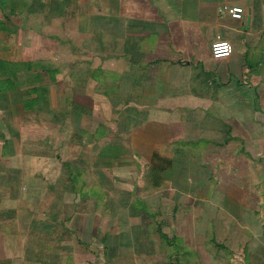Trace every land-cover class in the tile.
Instances as JSON below:
<instances>
[{
    "label": "crops",
    "instance_id": "0c3cea01",
    "mask_svg": "<svg viewBox=\"0 0 264 264\" xmlns=\"http://www.w3.org/2000/svg\"><path fill=\"white\" fill-rule=\"evenodd\" d=\"M4 43L65 65L0 59V126L40 123L8 157L22 184L0 176V264H224L228 243L264 264V0H0Z\"/></svg>",
    "mask_w": 264,
    "mask_h": 264
},
{
    "label": "rangeland",
    "instance_id": "374dc122",
    "mask_svg": "<svg viewBox=\"0 0 264 264\" xmlns=\"http://www.w3.org/2000/svg\"><path fill=\"white\" fill-rule=\"evenodd\" d=\"M15 45L17 46L16 47L17 51H13V49H12ZM29 45H32V47L30 46V49L28 48L29 50H27V47H29ZM47 45H48V47H47ZM3 46H6V48H9V52H5V48H0V59H1V57L12 58V59H16L17 57H20V59L22 58L24 60L30 59L32 62V67L34 70H36V69L38 70V68L40 66L43 67V65L45 63H48L46 65V68H47V66H48V68H50L47 72L49 77H46L45 80H50V76L55 77V71L51 70V69L53 67L59 66L62 62L61 59L60 60H58V58L55 59V53L50 50V48L52 46L55 47V43L54 44L48 43V44H44V45L42 44L40 46H39V44H27V46H26L24 43H22V44H20V43L19 44L4 43ZM42 47H45L46 50L48 49L49 52L46 54H47V56L48 55L49 56L47 57V59L45 58L46 60L44 58L41 59V62L43 64H39L40 63V57L38 56L37 53L39 50L41 51ZM45 57H46V55H45ZM20 59H18V60H20ZM57 62H59V64H57ZM27 64H29V63H27ZM62 65L64 66L65 63L62 62ZM69 65H70V63H69ZM16 70H19V68ZM0 72L3 73V70L1 69ZM97 73L98 72H96V74ZM64 76L66 78H71L70 75L65 74ZM58 77H61V75ZM20 78H22V80L24 79L23 81H30V79H31V78L28 79V77L24 74L20 75ZM13 79L16 81V77H14ZM50 86H51V88L55 87L54 85L53 86L49 85V87ZM0 96H1V94H0ZM34 117L35 116H32V118H34ZM26 122H28V121L27 120L18 121L15 124H13L14 127L18 131H21L22 136L20 138H18V135H14V136L11 135V132H10V130L12 128L11 126H10V130H8L7 124H5L6 126H3V125L0 126V130H1L0 131V176H4L5 178H8V179L10 178L9 180H12L14 182L19 181V179H20V182H19L20 184H22V182H23V181H21V180H23L22 178L25 177V174H23V171H21V169L23 168V162H22L23 158L21 161L19 159L17 161L16 158H14V160H12V162H11V160H9L8 157L14 156L13 153L15 155H18V152L21 154L22 151H23L22 152V157H23L24 151H25L23 143L28 142L27 134H24V133L32 132V131L34 132L35 128L37 129L40 126V125L37 126L38 124H40L38 121L37 122H31V123H26ZM38 130H39V128L37 129V131ZM19 139H21V140H19ZM8 143H9V145H8ZM19 144L21 147L18 148ZM11 152H13V153H11ZM177 160H178V158H177ZM184 162H185V156H183V163ZM16 164H17V166H16ZM187 165H188V167L185 169V164H184V169L182 170V173L178 174V176H180L185 181L186 184L191 185V184H193V181L191 179L188 180V176H187L186 171L192 169V166H190V164H187ZM18 166H20V168H21L20 170L17 169ZM187 172H190V171H187ZM181 174H183V175H181ZM218 239H219V237H218ZM226 243H228V242L225 241V244ZM226 245L227 246H225V245L224 246H209V250H211L210 251L211 254H214L215 251L218 254H221L220 256H222V258L224 259L223 260L224 264H248L249 258L245 257L243 255V253H245V250L244 251L241 250V246L239 248L241 258H238V256L235 255V253H237V250L235 249L236 246H233L231 243H228ZM164 247L165 246H163V248ZM203 253H204V257H202V259L204 261H209V263H210L211 260H215V255H214V257L210 258V256H208L206 254V252H202V254ZM205 255H207V257H205ZM236 259H240V260L237 261ZM167 261H169L168 258H167ZM167 261L164 262V264H167ZM175 264H179L178 261H175ZM180 264H182V263H180ZM183 264H184V262H183ZM210 264H215V263L212 262ZM254 264H256V263H254Z\"/></svg>",
    "mask_w": 264,
    "mask_h": 264
},
{
    "label": "built area",
    "instance_id": "2783aa9c",
    "mask_svg": "<svg viewBox=\"0 0 264 264\" xmlns=\"http://www.w3.org/2000/svg\"><path fill=\"white\" fill-rule=\"evenodd\" d=\"M218 10L219 12H226L234 18H241L244 11L242 6L226 2L220 4ZM232 49V44L228 39L216 35L210 43V55L213 63L224 64L230 62Z\"/></svg>",
    "mask_w": 264,
    "mask_h": 264
}]
</instances>
